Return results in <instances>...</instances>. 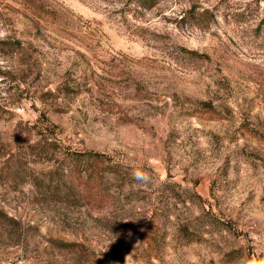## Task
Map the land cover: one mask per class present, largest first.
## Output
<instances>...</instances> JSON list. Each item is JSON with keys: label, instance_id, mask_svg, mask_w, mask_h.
I'll return each mask as SVG.
<instances>
[{"label": "rangeland", "instance_id": "obj_1", "mask_svg": "<svg viewBox=\"0 0 264 264\" xmlns=\"http://www.w3.org/2000/svg\"><path fill=\"white\" fill-rule=\"evenodd\" d=\"M0 264H264V0H0Z\"/></svg>", "mask_w": 264, "mask_h": 264}, {"label": "trees", "instance_id": "obj_2", "mask_svg": "<svg viewBox=\"0 0 264 264\" xmlns=\"http://www.w3.org/2000/svg\"><path fill=\"white\" fill-rule=\"evenodd\" d=\"M135 3L141 7H145L148 3H158V0H135Z\"/></svg>", "mask_w": 264, "mask_h": 264}]
</instances>
